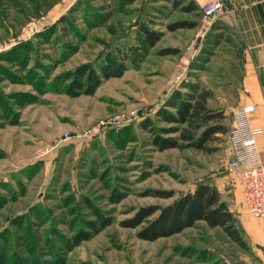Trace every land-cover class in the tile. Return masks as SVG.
<instances>
[{"label":"rangeland","instance_id":"rangeland-1","mask_svg":"<svg viewBox=\"0 0 264 264\" xmlns=\"http://www.w3.org/2000/svg\"><path fill=\"white\" fill-rule=\"evenodd\" d=\"M118 3L0 0V264H263L203 222L154 241L138 237L148 220L122 226L200 183L225 179L231 203L243 184L228 168V134L211 153L160 152L142 127L147 119L157 132L171 127L157 114L175 112V94L208 90L231 129L237 75L226 70L236 59L210 31L199 36L202 18L194 29L168 30L198 21L185 5L136 0L118 12ZM141 27L164 36L139 63L117 59L139 45ZM206 39L214 43L204 48ZM166 49L178 53L161 55ZM117 62L126 71L109 77ZM105 120L116 125L90 136Z\"/></svg>","mask_w":264,"mask_h":264},{"label":"trees","instance_id":"trees-1","mask_svg":"<svg viewBox=\"0 0 264 264\" xmlns=\"http://www.w3.org/2000/svg\"><path fill=\"white\" fill-rule=\"evenodd\" d=\"M118 1L117 11L125 12V6L134 3L136 0ZM169 1L172 2L175 9L186 3L182 8L183 10L187 12L198 10L192 0ZM199 16H201L200 13L197 14V17ZM59 22L68 24L69 18L62 16ZM198 24V21H179L170 24L168 30L174 32L179 29H194ZM141 35L139 45L128 48L126 52L118 55L117 59L123 62L130 61L132 64L143 61L150 50L162 40L164 33L141 27ZM177 53L178 51L175 49H166L160 52L161 55ZM125 71L126 65L117 62L109 73V77H121ZM211 97L212 93L208 90H203L188 98L176 93V101L171 105L175 112L161 109L157 114L163 122L171 125V127L161 128L157 132L153 129V120L147 119L142 123V127L150 130L152 134L153 146L160 152L174 148L180 150L193 148L198 151L213 152L215 149L209 146L218 141L220 136H226L230 129L225 123L224 111L212 109L209 106ZM172 134L177 135L169 136ZM151 194L164 199L175 196L173 191H154ZM156 213H158L156 218L148 219ZM147 220V227L138 234V237L143 240L154 241L162 237H169L194 227L198 222H203L209 229H221L240 248L245 250L249 248L248 242L239 228L236 216L223 200L218 188L209 183H200L193 193L182 195L167 206L143 208L133 220L122 223V226L137 227Z\"/></svg>","mask_w":264,"mask_h":264},{"label":"crops","instance_id":"crops-1","mask_svg":"<svg viewBox=\"0 0 264 264\" xmlns=\"http://www.w3.org/2000/svg\"><path fill=\"white\" fill-rule=\"evenodd\" d=\"M171 3L169 0H157ZM198 8L194 12L200 13L202 8L212 0H192ZM225 3L228 13L213 22L209 39L214 37L217 42L205 41V46L213 43L217 48H223L228 57L235 60L230 62L227 73L237 75L236 103L238 110L241 107L253 105L255 112L252 123L264 131V0H219ZM186 5V3H184ZM183 6V5H182ZM204 50V49H203ZM234 83V82H233ZM234 110L232 126L235 119ZM259 146L264 159V141L259 138ZM231 159L230 149L228 150ZM225 179L214 183L218 187L223 200L228 204L231 212L238 220L239 228L246 238L249 247L253 248L264 264V219L253 217L249 214L244 204V187L241 191L234 190V202H230L227 195Z\"/></svg>","mask_w":264,"mask_h":264},{"label":"built area","instance_id":"built-area-1","mask_svg":"<svg viewBox=\"0 0 264 264\" xmlns=\"http://www.w3.org/2000/svg\"><path fill=\"white\" fill-rule=\"evenodd\" d=\"M228 13V9L222 1L212 0L202 8V25L199 36L205 38L213 22ZM255 112L253 105L239 108L235 114L234 126L228 133V145L231 159L228 168L231 174L237 178L244 187V204L250 215L264 219V159L261 155L259 138L264 131L252 123V115ZM114 121H101L90 132V136L102 133L105 127L114 126Z\"/></svg>","mask_w":264,"mask_h":264}]
</instances>
